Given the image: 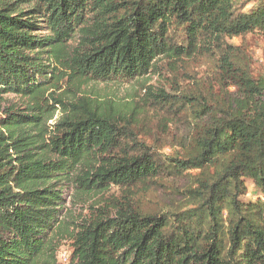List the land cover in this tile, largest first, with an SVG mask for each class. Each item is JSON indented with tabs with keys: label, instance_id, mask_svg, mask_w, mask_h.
Returning <instances> with one entry per match:
<instances>
[{
	"label": "trees",
	"instance_id": "obj_1",
	"mask_svg": "<svg viewBox=\"0 0 264 264\" xmlns=\"http://www.w3.org/2000/svg\"><path fill=\"white\" fill-rule=\"evenodd\" d=\"M252 1L0 0V264H46L69 188L97 200L69 264H264V70L228 41L264 35ZM158 67L126 112L54 90Z\"/></svg>",
	"mask_w": 264,
	"mask_h": 264
},
{
	"label": "rangeland",
	"instance_id": "obj_2",
	"mask_svg": "<svg viewBox=\"0 0 264 264\" xmlns=\"http://www.w3.org/2000/svg\"><path fill=\"white\" fill-rule=\"evenodd\" d=\"M257 0L247 3L243 10L250 11L257 5ZM78 38H73L67 44V48H74L78 45ZM231 43L239 45L241 42L252 55L254 68L264 70V35L259 32H253L247 34L243 38H233L228 40ZM156 74H148L144 77L135 78L128 82H94V81H68L63 79L58 88L54 89L56 96L66 100L75 101L77 98H86L93 101L95 104H108L112 105L121 111H127L133 104L134 101L143 97L146 93L145 89L148 87L158 88L166 84L167 88L169 85L167 81L170 79V74L167 73L163 68H157ZM194 71L197 74L202 73V69L194 67ZM4 106L16 105L23 107V99L13 94H7L3 97ZM52 102V101H48ZM3 114H0V116ZM60 113H55L54 117L48 121L47 126L52 125L55 119L58 118ZM157 117V115H156ZM160 118H154L151 127L145 126L141 131H148L153 129L155 124L159 127ZM158 127V128H159ZM157 129H154L156 132ZM51 130L50 127H47ZM161 152L167 153L169 150L165 146L161 148ZM248 194L241 197L242 200L255 199L260 194V191L252 184L251 181H247ZM114 192V190H112ZM120 193V191H118ZM64 231L57 233L53 238V248L50 252L44 256L46 264H69L70 255L72 253V237L74 228L77 223H80L85 218H88V206L94 204L97 200L88 197L85 199L84 195L79 194L73 188L67 189L64 193ZM142 204H152L151 200H143ZM44 264V263H43Z\"/></svg>",
	"mask_w": 264,
	"mask_h": 264
}]
</instances>
